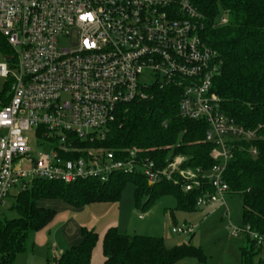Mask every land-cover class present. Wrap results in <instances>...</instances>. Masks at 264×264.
<instances>
[{
  "label": "built area",
  "instance_id": "2783aa9c",
  "mask_svg": "<svg viewBox=\"0 0 264 264\" xmlns=\"http://www.w3.org/2000/svg\"><path fill=\"white\" fill-rule=\"evenodd\" d=\"M200 17L191 0H0V34L13 50L6 55L12 61L0 63L9 91L0 93V206L28 178L107 181L119 170L141 172L150 184L180 183L185 191L210 184L213 192L199 196L196 206L226 204L224 173L235 141L261 138L264 124L245 127L224 112L212 89L216 53L202 38ZM225 23L222 16L219 24ZM167 84L182 88V117L207 122L206 138L216 144L211 168L185 166L184 156L159 168L139 159L135 148L120 160L101 147L79 146L103 140L121 106ZM28 132L48 148L37 157ZM229 232L249 234L264 246V234L249 226Z\"/></svg>",
  "mask_w": 264,
  "mask_h": 264
},
{
  "label": "trees",
  "instance_id": "16d2710c",
  "mask_svg": "<svg viewBox=\"0 0 264 264\" xmlns=\"http://www.w3.org/2000/svg\"><path fill=\"white\" fill-rule=\"evenodd\" d=\"M191 1L201 15L202 38L216 53L218 69L212 89L221 97L224 112L245 127L264 124V0ZM222 16L227 23L219 24ZM0 49L5 55L13 54L1 34ZM181 97L182 88L177 84L154 85L147 90L146 98L121 106L117 120L106 127L103 140L83 141L79 146L101 147L120 160L135 148L139 159L159 168L184 156L185 166L209 169L214 164L210 152L216 144L206 138L209 126L205 120L180 115ZM261 134V138L250 142L235 141L224 179L229 193L242 196L243 226L264 234V130ZM251 147L257 149L256 155L251 153ZM128 182L135 186L136 205L143 208L155 197L172 194L177 199V209L196 211L199 196L213 192L210 184L191 191L166 179L150 184L138 171H115L107 181L89 178L66 183L35 178L16 195L13 209L18 217L0 218V264H13L18 254L32 251L34 234L54 220L57 211L39 206L40 199L59 198L75 207L117 202ZM144 195L148 197L145 202ZM81 234L82 241L54 258L53 264L91 263L99 233L83 226ZM194 234L189 242L170 248L162 237L123 234L111 226L102 241L104 264H177L186 258L200 264L207 256L201 247L191 244ZM242 236L241 264H264V246L249 234Z\"/></svg>",
  "mask_w": 264,
  "mask_h": 264
},
{
  "label": "rangeland",
  "instance_id": "374dc122",
  "mask_svg": "<svg viewBox=\"0 0 264 264\" xmlns=\"http://www.w3.org/2000/svg\"><path fill=\"white\" fill-rule=\"evenodd\" d=\"M6 55L0 49V63H6ZM10 66V65H8ZM7 79L0 76V93L8 92ZM6 101V100H5ZM29 145L31 154L37 157L40 151L46 150L47 146L42 145L35 140L34 133L28 132ZM48 149V148H47ZM30 166L29 162L24 164ZM27 181L31 182V178ZM19 188L15 187L10 191L9 196L5 199L4 204L0 206V218H15L18 213L13 209L16 201V195ZM143 202L147 200L144 195ZM39 206L53 208L57 211V217L47 230H40L33 236V242L38 249V257L45 253V249H40L43 245L52 247L51 241H45L49 231L57 238H61L59 230L64 224L66 217H70L72 222L96 223L99 228L104 221H116L119 231L123 234H142L148 236H158L164 238L168 247L172 248L185 242L191 235L173 233L172 228L180 226H190L194 229L191 244L201 247L207 256L206 261L200 264H241L240 248L244 242V237L232 236L229 228L243 226L242 218V196L240 194L228 193L226 195V204L208 205L199 208L196 211H183L177 209V199L172 194H163L155 197L147 208L138 207L135 200V186L128 182L122 191L121 197L117 202H105L101 213L91 207L92 204L83 207H75L62 199H40ZM227 207L230 218L225 216ZM95 217H94V215ZM141 216V217H140ZM103 217V218H101ZM99 222V223H98ZM60 226V227H59ZM46 233V234H45ZM53 235V236H54ZM264 259V253L261 255ZM195 260L191 258L182 259L177 264H192ZM52 264V263H51Z\"/></svg>",
  "mask_w": 264,
  "mask_h": 264
},
{
  "label": "crops",
  "instance_id": "0c3cea01",
  "mask_svg": "<svg viewBox=\"0 0 264 264\" xmlns=\"http://www.w3.org/2000/svg\"><path fill=\"white\" fill-rule=\"evenodd\" d=\"M104 203L105 202L91 203L92 204L91 207H93V210L94 209L98 210L97 213H101L100 210L103 209L102 204H104ZM101 215H103V214L101 213ZM56 217H57V214H56L54 219H56ZM94 217H95V215H94ZM101 218H103V217H101ZM53 221L48 226H46L47 230L50 228ZM72 221H74V220H72L70 217H66V219L62 222L64 224V226L61 228L63 230H59V232L61 233L60 239L57 238L58 235L55 236L54 234H51V232H52L51 230L49 231V236L46 235L45 241H48V243L51 241V243L52 242L53 243H52L51 248H50V244H48V246L43 245L40 248V249H45V247H46L45 253L44 252L42 253L43 255L38 257V255L36 253L38 251V249H36V247L34 245V248L32 251H28V252L18 254L13 264H51V263L53 264L54 258L61 256L69 247H71L73 245H77L82 241L81 227H83V226H86L89 229H94L99 233V239H98V242H97V244L93 250L90 264H104L105 257H104L103 249H102L103 236L109 227H111V226L117 227V225H119L118 222L110 221V222L105 223L103 221L101 223V220H100L101 225L99 226V228H97V224L95 222L94 223H92V222H89V223H84V222H78L77 223V222H75L74 223ZM38 232H36V233H38Z\"/></svg>",
  "mask_w": 264,
  "mask_h": 264
},
{
  "label": "water",
  "instance_id": "95a60500",
  "mask_svg": "<svg viewBox=\"0 0 264 264\" xmlns=\"http://www.w3.org/2000/svg\"><path fill=\"white\" fill-rule=\"evenodd\" d=\"M6 58V61L8 62H11L12 61V57L8 56V57H5ZM191 240V238L189 237L186 241L189 242Z\"/></svg>",
  "mask_w": 264,
  "mask_h": 264
}]
</instances>
